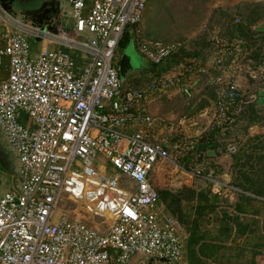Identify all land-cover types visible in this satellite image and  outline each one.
Returning a JSON list of instances; mask_svg holds the SVG:
<instances>
[{
	"label": "built area",
	"instance_id": "obj_1",
	"mask_svg": "<svg viewBox=\"0 0 264 264\" xmlns=\"http://www.w3.org/2000/svg\"><path fill=\"white\" fill-rule=\"evenodd\" d=\"M69 3L73 24L56 33L20 22L0 5V132L18 161L17 185L0 197V264H137L130 263L135 255L152 264H188L185 231L164 211L152 175L170 162L204 177L173 161L164 146L192 148L202 130L186 135L167 126L171 118L153 116L149 103L173 93L191 98L203 76L201 87L216 96L209 124H229V106L244 103L235 73L240 63H225L214 36L210 58L181 62L133 87L115 62L126 29L147 67L183 44L144 39L136 24L148 0ZM29 38L44 48L33 54Z\"/></svg>",
	"mask_w": 264,
	"mask_h": 264
},
{
	"label": "trees",
	"instance_id": "obj_2",
	"mask_svg": "<svg viewBox=\"0 0 264 264\" xmlns=\"http://www.w3.org/2000/svg\"><path fill=\"white\" fill-rule=\"evenodd\" d=\"M224 16H227V20H222V24L217 26V28H205L204 31L207 34L203 33L202 36L200 35L196 38L193 48H189L187 42L185 43L183 40L155 38L150 32L145 31L141 22L136 24V27L138 26L141 29V34L147 41L167 44L181 42L183 45L163 62L158 64L150 63L144 71L126 75L122 80H125L126 83L133 87H141L157 81L161 73L176 64L193 60L203 62L217 50V45L213 40L214 36H218L221 40L223 56L226 58L225 63L229 64L233 59H236V62L249 63L248 65L254 69L258 68L261 63L264 65V47L260 46L262 41H264V27L259 28V22L264 17V4L251 6L245 17L240 15L230 16L229 14L227 15L226 11ZM130 40H132V34L130 30L126 29L119 42V48H124ZM237 47H239V51H237ZM244 54L245 56H243ZM71 56L78 64L82 61L80 54H77V52H72ZM0 76H5L3 67L0 69ZM203 82L204 77L201 76L196 86V91L202 90V92H198L201 98L198 99V94L194 92L193 96L188 98L193 104L190 103L189 105L191 106H187L186 110L193 112V114H199L203 109L209 107L212 117L215 112L216 96L212 88L203 89L201 87ZM170 97L162 95L151 101L149 105L154 102H162L166 98L172 100L173 98ZM194 97H197L198 102L193 100ZM246 104L248 105L246 106ZM238 106L240 109L237 111ZM229 111L234 112V121L229 124H209L210 127L207 130H203L200 136L195 138V144L192 148L178 149L174 148L172 143L164 144L169 153L171 151L176 153L174 157L176 163L182 165L185 169L195 167L201 176H204L195 177L197 180L204 181V185L182 186L176 190L168 188L158 189L159 199L163 204L164 211L175 217L185 231L188 264H224V261H226V242L233 229L228 224L229 221L233 220L236 222V232H241V223L238 222V218L234 219L226 214L227 198L213 193L211 190L212 183L209 178L215 177L218 171L215 159H212L213 155L211 154L214 152L216 156H219L225 150L232 148L233 145H231L229 137L238 126L240 119L247 116L248 126L260 123L261 111H255L246 100L242 104L237 103L229 106ZM150 112L152 113L151 109ZM153 116L162 117L160 113L153 114ZM224 116L225 118L228 117V113H225ZM183 118L186 120L190 119V117L186 116ZM196 118L194 117L190 120H195ZM196 127L202 130L200 124ZM229 143L230 145L227 146ZM220 145L223 146L219 151ZM230 150L229 154L234 159L233 166L237 169L238 174L237 182H234L233 185L239 188V197L242 200L244 199L245 202L248 201V205H253L249 208L251 214L259 213L264 216V132L249 137L243 148ZM205 177H208V179ZM251 202L254 204H251ZM256 203H259L260 207L255 205ZM236 209L237 211H242L240 207H236ZM212 214L218 220V227L211 229ZM259 245L261 246V243ZM248 264H256V261H248Z\"/></svg>",
	"mask_w": 264,
	"mask_h": 264
},
{
	"label": "rangeland",
	"instance_id": "obj_3",
	"mask_svg": "<svg viewBox=\"0 0 264 264\" xmlns=\"http://www.w3.org/2000/svg\"><path fill=\"white\" fill-rule=\"evenodd\" d=\"M60 3L63 17L62 22H65V16L67 17V12L69 10V1L60 0ZM258 4L263 5L264 0H149L148 7L144 14L143 20L141 21V24L143 25L145 31L150 32V34L155 38L164 40H183L185 41V43L187 42V46L189 48H193L194 40L200 35L202 36L203 33L207 34L204 31L205 28H217V26H220V24H222V20H227V16H224L225 11L227 12V15L229 14L230 16L240 15L245 17L251 6H255ZM263 23L264 17L261 19L259 24L261 25ZM72 35L78 36L79 34L72 33ZM84 35H87V38L90 36L87 33H84ZM29 42L31 44L32 53H38V51H36V46H39L40 42L35 41V39L33 38H29ZM130 43L132 44V42L129 41V43L124 48H122V50H124ZM260 46L264 47V41H262ZM133 48L137 53L135 51L134 52L138 54V51L134 44ZM117 57L119 63L120 55L117 56L116 51V64ZM139 58L141 57L139 56ZM239 63L245 67V63ZM199 91L202 92V90H198L195 92V94H198ZM170 98L173 99L169 100V98H166L162 102H159L158 112L160 114L169 116L173 121H177L181 117L185 116L190 117V119L198 117L197 115L199 114H193V112H189L186 110V107L191 106L189 104L192 103L191 101H189L188 97L173 93ZM196 98L194 97L193 100H196L195 102H198V99H200L201 97L198 94V99ZM210 110L211 109L208 107L207 110H203V112L199 116V118H201V122H199L198 124H200V127H202V131L207 130L210 127ZM171 126L176 127V124H173ZM222 146L223 145H220L218 149L219 151L221 150ZM229 151L231 150H225L219 156H224L229 153ZM211 155H213L212 159L219 157L218 155L216 156L214 152ZM175 156L176 153L174 151H171L170 157L173 159V161H175ZM98 162L99 164L105 166L108 173H116L115 168H113L106 159L98 157ZM215 162L217 163L216 160ZM218 164V169H222L223 171H225V169L227 168L226 159L218 162ZM164 166L165 167L163 169L166 170L164 172V176L161 177V179H159V181L157 182H160V180L161 182H163L165 179L168 180V171H170L171 169L175 170V172L178 171L180 173V170L170 162L165 163ZM17 170L18 161L16 155L6 143L5 139L0 135V196L4 192H6L10 188V186L15 184ZM176 174L178 173L176 172ZM195 180L197 182V185L205 184L202 180H197V178H195ZM166 184L167 183H160V185L162 186L161 188H166L168 186V184ZM160 185L157 184L156 186L160 187ZM260 243L261 246L259 252L261 255L258 257V259L260 263L264 264V240H262V242ZM251 256L252 254L250 253V251L247 253V256L241 251H238L235 257L238 260H246L245 258H251ZM142 259V256L135 255L131 259L130 263ZM239 264H242V262H240Z\"/></svg>",
	"mask_w": 264,
	"mask_h": 264
},
{
	"label": "crops",
	"instance_id": "obj_4",
	"mask_svg": "<svg viewBox=\"0 0 264 264\" xmlns=\"http://www.w3.org/2000/svg\"><path fill=\"white\" fill-rule=\"evenodd\" d=\"M69 1V0H68ZM70 7V3H69ZM63 20V17H62ZM71 23L73 24V21L70 20L68 17L65 16V22H62V25L68 24L71 26ZM41 47L44 48L43 44H39V46H36V51H39ZM122 49H118V55L122 53ZM136 52V51H135ZM137 53V52H136ZM140 56V54H138ZM142 64L140 68L135 69L134 71L129 72L127 75H132L133 73H139L140 71H144L146 68V61L143 60L142 56ZM244 64V63H243ZM249 63H245V67L243 65H239L238 70L235 71L236 73V81L237 85L239 87V92L241 93L242 97L246 102H249L250 106L254 108V110L257 112H260V118L257 124H251L248 126V121L246 117H242L238 123V126L233 130L231 133V136L229 137V141L231 142L232 149L235 148L239 150L240 148H243L245 145L246 140L249 137H253L255 135H258L262 132H264V65L259 66L258 68L254 69L251 68ZM117 65H118V59H117ZM243 69H242V68ZM249 98V99H248ZM248 104H246L247 106ZM150 109L153 114H159V102H154L150 105ZM207 110V108L203 109ZM201 111V113L203 112ZM199 113L198 117L195 120H186L185 122L180 121L178 119L177 121H171L168 122L167 126H171L173 124H176L177 129H182L183 133L186 135H191L193 128H195L198 123L201 122V118L199 116L201 115ZM162 116H166L164 114H160ZM169 117V116H167ZM170 118V117H169ZM183 118V117H181ZM200 119V120H199ZM205 119V118H204ZM180 125V126H179ZM0 135L5 139V136L2 132H0ZM6 141V139H5ZM7 143V142H6ZM230 143L227 145L229 146ZM12 150V149H11ZM229 150V149H228ZM13 151V150H12ZM230 152V151H229ZM15 153V152H14ZM217 163L215 164L218 169V162H221L223 159H226L227 161V168L225 171L222 169H218L216 172L217 175L215 177H212L211 179L218 183V186H212L211 190L213 193H216V190L220 192V196H224L227 198L226 201V214L230 216L231 218H238V222L241 223V232H236V222L233 220L229 221V225L233 228L232 231L229 234L228 240L226 242V261H224V264H239L242 262V264H248V261H256V264H260V261L258 257L261 255L259 252L260 249V242L264 240V216L257 214H251L249 212V208H251L253 205H248L249 202H245V200L241 199L239 197L240 190L238 187L234 186L233 183L237 182V169L233 166L234 159L232 156L227 153L224 156H219L218 158H214ZM165 166L164 164H158L156 169L153 172L152 180L155 186L160 183H167L168 186L166 188L170 190H176L182 186H194L197 182L193 175H191L189 172H178L176 174L175 170L171 169L168 171V180H164L163 182H157L161 177L164 176V172L166 171L163 169ZM18 177V170L16 172ZM154 176V177H153ZM16 177V180H17ZM158 177V180H157ZM157 182V184H156ZM166 184V185H167ZM17 185V182H15L14 185L10 186V188L6 191L15 188ZM158 189L162 186H156ZM6 192H4L1 196H3ZM217 194V193H216ZM245 195H247L245 193ZM0 196V197H1ZM251 204H254L251 202ZM255 205L260 207L259 203H256ZM236 207L242 208V211H237ZM259 209V208H257ZM216 228L218 227V220L216 217H214V214L211 216V226L210 228ZM244 228V229H243ZM242 248V250H240ZM238 251H241L242 253L246 254L250 251L252 254L251 258H245L238 260L235 256L238 253ZM220 255V254H219ZM254 257V258H253ZM229 259V261H227Z\"/></svg>",
	"mask_w": 264,
	"mask_h": 264
},
{
	"label": "water",
	"instance_id": "obj_5",
	"mask_svg": "<svg viewBox=\"0 0 264 264\" xmlns=\"http://www.w3.org/2000/svg\"><path fill=\"white\" fill-rule=\"evenodd\" d=\"M3 9L20 22L40 27L56 33L57 28L62 25V9L60 0H0ZM264 23L259 26L263 28ZM35 40H38L36 38ZM120 54L118 71L121 79L140 68L141 58L133 48V41ZM159 260V259H158ZM160 261V260H159ZM153 260L144 258L137 264H152Z\"/></svg>",
	"mask_w": 264,
	"mask_h": 264
}]
</instances>
